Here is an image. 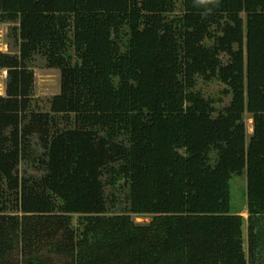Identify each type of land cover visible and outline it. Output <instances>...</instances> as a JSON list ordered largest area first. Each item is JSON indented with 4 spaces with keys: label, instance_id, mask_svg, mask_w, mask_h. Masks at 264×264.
<instances>
[{
    "label": "trees",
    "instance_id": "1",
    "mask_svg": "<svg viewBox=\"0 0 264 264\" xmlns=\"http://www.w3.org/2000/svg\"><path fill=\"white\" fill-rule=\"evenodd\" d=\"M180 7L0 0V264H264V0ZM35 56L59 72L47 111Z\"/></svg>",
    "mask_w": 264,
    "mask_h": 264
},
{
    "label": "rangeland",
    "instance_id": "2",
    "mask_svg": "<svg viewBox=\"0 0 264 264\" xmlns=\"http://www.w3.org/2000/svg\"><path fill=\"white\" fill-rule=\"evenodd\" d=\"M176 12H180V0H174ZM13 24L4 23L0 24V52L2 53H15L16 45L13 37L11 36V28ZM226 62V59H223ZM31 70L33 71V87L32 95L30 98L31 107L40 111L48 110V101L51 97L59 93L60 78L59 72L55 69H48L45 67L44 61L38 57H33L31 61ZM5 70H0V96L5 94ZM224 86L218 82L211 81L205 82L202 79H197L195 90L205 98H215L219 91L223 90ZM229 98H224L220 107L226 106ZM247 138L249 137L252 127L251 120L248 116L244 117ZM245 181L244 178H233L230 181V206L232 211H236L240 206H243L241 195L243 194ZM239 215L243 219L242 223V251L245 259L249 256L247 250V214L242 210ZM134 223L139 225L148 224L151 221L149 215L132 216ZM71 227H76V217L73 216L71 220ZM53 258V257H52ZM52 261V260H51ZM57 262L54 260V263Z\"/></svg>",
    "mask_w": 264,
    "mask_h": 264
},
{
    "label": "clouds",
    "instance_id": "3",
    "mask_svg": "<svg viewBox=\"0 0 264 264\" xmlns=\"http://www.w3.org/2000/svg\"><path fill=\"white\" fill-rule=\"evenodd\" d=\"M198 2H199L200 4H208V3H211L212 0H198Z\"/></svg>",
    "mask_w": 264,
    "mask_h": 264
}]
</instances>
